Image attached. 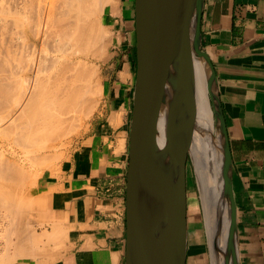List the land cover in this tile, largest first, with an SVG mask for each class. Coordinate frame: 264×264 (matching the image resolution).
Here are the masks:
<instances>
[{
  "label": "crops",
  "instance_id": "obj_1",
  "mask_svg": "<svg viewBox=\"0 0 264 264\" xmlns=\"http://www.w3.org/2000/svg\"><path fill=\"white\" fill-rule=\"evenodd\" d=\"M133 2L111 0L102 15L111 31L102 66L106 83L67 169L52 182L62 191L67 233L61 255L48 264H125L136 66ZM200 32L216 74L230 147L238 264H264V0H203ZM192 205L201 223L189 228L187 219L186 264H209L198 193L194 203L187 199V209Z\"/></svg>",
  "mask_w": 264,
  "mask_h": 264
},
{
  "label": "bare ground",
  "instance_id": "obj_2",
  "mask_svg": "<svg viewBox=\"0 0 264 264\" xmlns=\"http://www.w3.org/2000/svg\"><path fill=\"white\" fill-rule=\"evenodd\" d=\"M110 1L0 0V56L2 55L0 58L4 57L6 65H3V60L0 59L2 60L0 64L6 67L3 71V66L0 67L2 68L0 69V235L7 233L5 228L8 227L7 218H10L8 216H11V219L14 217L15 229L10 227V223L9 228L17 232L14 241L12 240L14 243L10 240L9 242L13 243L16 249L25 247L20 248L21 251L16 250L20 253L17 255L21 257L22 250L24 252L25 249L30 250L25 253L30 256L32 251L33 253L39 251L41 246L39 247L38 244L42 245L38 235H35L37 233L34 228L24 229L20 224L22 222L17 221L21 217L19 208L21 212L29 208L26 207L29 203L24 205L27 201L21 199L25 195L22 196L20 193L22 197H19L18 194L19 189H22L20 185L24 184L25 178H29L27 174L30 172L24 171V168L22 170L21 163L25 159L30 161L34 156L37 160L34 161L35 158H32L31 162H36L35 164L44 159L45 157L42 156L47 155L43 154L45 150L53 147L57 139L73 130L74 122L78 120L73 116V111L80 110L85 114L86 111H90L88 107L96 103L93 96L91 98V89L94 88L92 67L84 66L80 57L87 53L88 49L96 52L95 48L99 50V46L103 47L110 43L111 31L105 35L102 34L103 32L100 34L101 27L97 20L103 15ZM96 25L99 29H96ZM12 31L16 34V39L12 36L15 35ZM14 41L18 45L13 46ZM14 60L16 63L11 64ZM192 74L195 80L197 122L192 133L190 155L202 199L206 229L210 240L215 239L220 251L219 264H222L221 252L225 246L227 207L220 194L219 151L212 132L213 119L206 92V66L202 60L194 59ZM94 82L93 84H96ZM98 90L95 92L96 95ZM14 97L15 103L12 101ZM163 129L162 117L158 124L159 141L163 139ZM35 144L40 145L35 149ZM40 150L42 152L44 150L40 153L43 154L42 156L38 155ZM37 155L42 158H37ZM24 165L27 163L25 162ZM33 174L30 173L31 176H34ZM19 198L24 201L21 202L24 207L20 205ZM34 204L32 206H35ZM214 219L218 221V228L213 226ZM61 226L59 224L52 226V238L59 237L63 230ZM3 237V241L8 238ZM6 242L3 243L8 246L9 242L7 245ZM41 249L42 247L38 254L43 251ZM44 252H46L45 247ZM2 256H4L3 252L0 257ZM214 258L215 256L213 264L217 262ZM1 261L0 259V264Z\"/></svg>",
  "mask_w": 264,
  "mask_h": 264
},
{
  "label": "water",
  "instance_id": "obj_3",
  "mask_svg": "<svg viewBox=\"0 0 264 264\" xmlns=\"http://www.w3.org/2000/svg\"><path fill=\"white\" fill-rule=\"evenodd\" d=\"M202 7L203 0H134L136 69L125 184V264H186V168L188 159L192 163L190 145L197 122L194 59L206 66L220 194L227 207L221 263L238 264L232 160L216 74L201 43ZM196 184L209 264L214 256L219 264L220 251L206 229L197 179Z\"/></svg>",
  "mask_w": 264,
  "mask_h": 264
},
{
  "label": "rangeland",
  "instance_id": "obj_4",
  "mask_svg": "<svg viewBox=\"0 0 264 264\" xmlns=\"http://www.w3.org/2000/svg\"><path fill=\"white\" fill-rule=\"evenodd\" d=\"M97 20L99 22V27H101L99 29V28H97V25H96V29L100 30L99 33L101 34L103 32L102 33L103 35H105L106 33L108 34L109 30H108V27L103 22L102 16L101 17L99 16ZM98 22L96 24H98ZM109 35H110V33H109ZM12 36L13 37L15 36L14 38L16 39V34L12 35ZM14 38H13V40H15ZM15 44L18 45L17 42H15L13 44V46H15ZM99 48H100L99 50L95 48L96 52L95 51L92 52L91 49L90 50L88 49L87 53L81 55V57H80V59L83 60L82 64L84 66L88 65L89 68L92 67L91 69L93 70V73H94V77L92 78L93 79L92 80V87L94 85V88L91 89V91H92L91 98L93 96V99H95L96 103L92 104L94 102V100H93V102L91 103L92 105L90 106L91 109H89L90 107H88V110H90V111H86L85 114H84V112L81 113L80 110H75V111H73L74 113L72 112L74 114L73 116L78 119L77 120L74 118V120H77V121H75V122L73 121L75 124L78 123V124H76L77 127L74 124L73 130L68 132L69 134L66 133V135H64V137L59 138V140L57 139L55 142L56 144H54L53 147L45 150V153H43L44 150H43V152H42V150H40L38 152V155L41 152L43 154H47L46 156H42L43 154H40L42 157H45L44 159L41 156H39L40 159L42 158V160L38 159L40 161L37 162V164H35L36 162L35 163L31 162L32 158H35V156H34L31 158L30 161H29V159H25L22 161L23 163H21V165L23 166V167L21 166V169L24 168V171H27V172L30 171V172L28 174L26 172L27 176L29 175V178L28 177H27L28 179L25 178L23 182H24V184L27 182L28 183L25 185L23 183L22 184L20 183L23 187L20 185V188H22V189L21 190L19 189L18 194H19V197L21 196V194H22V196L25 195L24 197L21 196L22 197L21 199L24 200L25 202L27 201V203H24V205H27L29 203L28 206H26L29 208H27L26 210L24 209L23 212H21V209L19 208V212L21 213V215L19 213V216H21V217H19L18 219L16 218V219H17V221L19 220V222H22L20 224H22V226H24V229L29 228L31 230V228H34L35 233H37L35 235L36 236L38 235L39 239L42 242V245L45 247L46 252H44V247L42 245H40L41 244L40 243V244H38V246L39 247L41 246L42 247L41 250H43V251H41L40 254H38V253L40 252L41 247L39 248V251L35 252V253H37V255L35 253H33V251H32V254L30 256H28V254H25V253H27L30 250H27V249H25V252H24V250H22V252H23L22 254L24 256L22 254H21L22 257L20 255H17L20 253L18 251H17L18 252L17 253L16 250L20 249V248L22 249L24 246L17 247V249L14 248L13 238L15 237V233L17 231H14L12 229L14 228L13 222H15V220L13 219L14 217H12V219H13L12 220L11 216H8V217H10V218H7L8 227L5 228V229H7L8 234L4 232L3 235H0L1 236L0 237V240H1L0 241V244H1L0 245V254L2 255V252H3V255H4V256H2V258L0 257V259L2 260L1 261L2 264H12V263L17 262V261H19V262L20 261H30V262L33 261V262L38 263V264H40V263L41 264H48V263H52L54 261V259H56L58 256H60L62 253L63 243H64V239H65V236L67 233V230L65 229V224H64L65 219H64V216L62 214L63 213V206H62V203L60 202L62 191H60V188L57 187L52 182L56 179V177L58 175H62V172L65 171V169H67V167L69 165L70 155L73 153L76 146L82 140V137L84 136V133L87 130L88 123H89L90 119L92 118V116L94 115V112L96 111V107L99 103V99H100V96L102 94V90H103V86H104V82H103L104 72H103L102 66H103V62L105 61V59L109 53V43L103 47L99 46ZM102 50H105V51H102ZM102 52L104 54H102ZM0 57H2V55ZM0 59L3 60L4 57L0 58ZM2 60L0 62H2ZM13 63H16L15 60L12 61L11 64H13ZM2 64L5 65L4 60H3ZM2 64H0L1 65L0 67L3 66ZM5 68L3 66V69L2 68H0V69H2V71H3ZM135 68H136V66H135ZM94 81L96 82V84H93ZM95 87H97V88L99 87L98 88L99 90ZM96 90L99 91V93L97 91V95L95 94ZM93 92H94V94H93ZM14 100H15V97L12 100L15 103ZM12 101H11V104L13 103ZM91 101H92V99H91ZM72 113H70V114L72 115ZM88 113H90V114H88ZM37 142H39V141H37ZM36 144H38V143H36ZM35 145H34V147L36 149L40 144L38 146L37 145L35 146ZM41 145H43V144H41ZM28 148L31 149L30 146ZM35 153L37 154V152H35ZM36 154H34V155H36ZM38 155L36 156L37 158H39ZM33 160L35 161L37 159L35 158ZM25 162L27 163V165H24ZM187 162H188V164H187L188 166L186 168L187 199H188L189 203L190 202L194 203L196 195L198 193L197 184H196V177H195V174L193 171L191 161L188 159ZM30 173L31 174L34 173L33 174L34 176H31ZM26 185H27V187H26ZM20 191H22V192H20ZM21 199L19 198L20 205L22 206L23 205L22 203L24 201L22 202ZM34 203H37V204H34ZM32 204H34L35 206H32ZM20 205L18 204V206H20ZM24 205H23V207H24ZM1 212L4 213L3 210H1ZM23 213H24V215H22ZM28 216H30L31 218ZM187 216H188L187 219H188V223H189V225H188L189 228H192L193 226L199 225V223H201L200 213L198 211V208L195 207L194 205L188 207ZM8 219H10V221L11 220L12 221L9 222ZM5 222H6V219H5ZM9 223H10V227L12 229L9 228ZM29 223H32V224H29ZM55 223H58L59 226L62 225L61 228H63V230L61 229L62 231L60 232L59 237L52 238L51 237V228ZM5 226H7V224H5ZM8 228H9V230H8ZM4 231H6V230H4ZM13 231H14V234H13ZM190 233L192 234V232H190ZM5 235L8 237V238H6L7 240H5V241H7L6 245L9 242V240L11 242H13V243L9 242L10 246H9V244H8V246H5V244H4L5 241H3L4 239H2V236L6 237ZM194 237L195 236H191V238H193V240H195ZM198 237H201V236L199 235ZM200 240L201 239L198 238V241H200ZM45 245L48 246V248ZM3 247L5 248L4 250H3ZM13 248L15 249V251ZM21 249H20V251H21ZM5 250H6V252H5ZM11 255L13 257H11ZM8 256L11 257L12 259L9 258ZM4 259H6V260H4Z\"/></svg>",
  "mask_w": 264,
  "mask_h": 264
}]
</instances>
